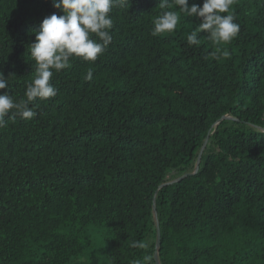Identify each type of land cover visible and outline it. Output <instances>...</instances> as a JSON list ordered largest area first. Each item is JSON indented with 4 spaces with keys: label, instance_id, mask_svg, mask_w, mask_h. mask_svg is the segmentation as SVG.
Wrapping results in <instances>:
<instances>
[{
    "label": "trees",
    "instance_id": "16d2710c",
    "mask_svg": "<svg viewBox=\"0 0 264 264\" xmlns=\"http://www.w3.org/2000/svg\"><path fill=\"white\" fill-rule=\"evenodd\" d=\"M158 3L114 8L103 55L54 73L57 95L32 102V119L5 116L0 264H155V251L159 264H264V0H234L227 58L204 31L188 45L195 17L153 35ZM53 13L51 0H0V92L15 102Z\"/></svg>",
    "mask_w": 264,
    "mask_h": 264
},
{
    "label": "clouds",
    "instance_id": "9594fccd",
    "mask_svg": "<svg viewBox=\"0 0 264 264\" xmlns=\"http://www.w3.org/2000/svg\"><path fill=\"white\" fill-rule=\"evenodd\" d=\"M234 0H203L202 6L188 0H159L161 13L154 20L153 35L172 33L176 30L181 14L195 17L201 22L198 28L187 35L189 46L198 45V33H207L208 40L215 45L214 57L222 54L229 57L227 48L240 32L235 16L229 13ZM54 8L63 14L53 13L43 18L39 30L35 31V40L28 53L35 61L36 75L27 86L25 97L15 102L7 91L0 92V127L7 122L5 116L19 115L23 119H32L36 113L30 104L38 98L47 100L57 95L50 81L54 73L70 66L73 58L95 62L103 55L112 41L110 29L113 27L111 13L117 6L124 7L128 0H51ZM174 9H178L174 10ZM89 72L88 77L90 78ZM9 81L0 72V90L8 89ZM10 114V115H9ZM131 248L148 249L146 241H132ZM152 256L145 255L134 264H151Z\"/></svg>",
    "mask_w": 264,
    "mask_h": 264
},
{
    "label": "water",
    "instance_id": "95a60500",
    "mask_svg": "<svg viewBox=\"0 0 264 264\" xmlns=\"http://www.w3.org/2000/svg\"><path fill=\"white\" fill-rule=\"evenodd\" d=\"M205 142H206V141H205ZM205 142H204L202 148H201L200 151H199V155H198V159H197V166H196V168L198 167L199 159H200L201 153H202V151H203V148H204ZM156 231H157V239H156V248H157V247L159 246V243H160V240H159V228H158V226H157V228H156ZM154 260H155V264H159V262H158V257H157V251L154 252Z\"/></svg>",
    "mask_w": 264,
    "mask_h": 264
}]
</instances>
